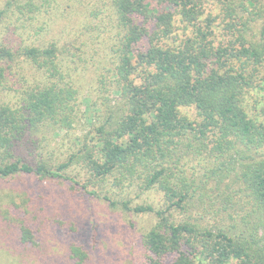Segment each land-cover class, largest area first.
Returning a JSON list of instances; mask_svg holds the SVG:
<instances>
[{"label": "trees", "instance_id": "trees-1", "mask_svg": "<svg viewBox=\"0 0 264 264\" xmlns=\"http://www.w3.org/2000/svg\"><path fill=\"white\" fill-rule=\"evenodd\" d=\"M64 1L0 8V182L17 190L0 231L19 262L109 264L99 221L86 243L52 203L65 185L71 203L154 215L143 264H264V0H79L85 32L58 38ZM56 131L73 138L61 156ZM152 191L160 206L132 205Z\"/></svg>", "mask_w": 264, "mask_h": 264}, {"label": "rangeland", "instance_id": "rangeland-1", "mask_svg": "<svg viewBox=\"0 0 264 264\" xmlns=\"http://www.w3.org/2000/svg\"><path fill=\"white\" fill-rule=\"evenodd\" d=\"M66 1L67 0L63 2V5H65ZM4 2H6V0H0V8L3 6ZM74 2L76 4H71L73 5L74 11L68 15V17L70 18H62L61 20L57 19V23H55L54 25L53 33L58 38L61 37L62 34H65L64 30L66 27H64V25H72L67 29H72L73 32H75V35L79 34L82 31L85 32V29L80 28V23L85 20L83 12L85 11V13H87L86 10L88 6L82 5L79 0L77 2ZM212 3H217L211 6L214 11H217L219 9V3L217 2V0H212ZM220 21L221 19L217 21V23H219ZM221 27L222 24L219 28ZM220 37L222 39L227 38V41L229 40L228 37L225 36V34L220 35ZM87 83H85V86L89 85ZM5 94L6 93H0V99H3ZM82 94L83 97H89V89H86L85 87ZM95 96L96 95L94 94L93 97ZM90 102L91 100H84L83 112L85 116L79 126L80 133L83 130L88 129L91 125L92 117L89 113L88 107ZM184 112L188 113L193 118L196 116L195 109L191 107L185 108ZM60 135L63 134H58L57 131L49 135L48 141L50 140L51 145L48 148V155L54 152L57 154V156H61L63 152L73 144V142L70 141L71 139H73L72 137L63 141ZM43 151L44 154L47 155L46 150ZM15 182L16 180L0 182V210L9 200V198L5 197V195H12L13 193H17V190L14 186ZM64 187L65 185H59L58 188L50 190L52 203L55 206L66 204L68 208L74 206L72 209L77 211L78 219L83 220L85 223H87L85 229L78 231V237H81L84 242L89 243V240H87L91 237V224L89 223L91 222L92 218L95 217L100 223V225H98V230L100 232L99 238H102L104 244L108 245V249L111 250L109 253L113 255L111 258H108L109 264H143L144 258L140 244L141 236L154 224V215L137 214L134 212L125 211L122 212L119 209L110 208L107 204H102L99 201H97L96 203L94 202V204H92L93 202H85L80 206L75 199V201L72 203L69 201L68 190H64ZM50 188L52 187L50 186ZM18 199L19 201H21L20 198ZM137 203H150L155 206H160V193L156 191L148 192L142 195L141 198L135 200L132 205H136ZM9 207L10 205H8V208ZM4 230L0 231V264H25L23 261L19 262V258L21 257L19 251L17 249L12 251L13 248L11 247V244L9 242L6 243L5 240H3ZM50 231H52V229Z\"/></svg>", "mask_w": 264, "mask_h": 264}]
</instances>
